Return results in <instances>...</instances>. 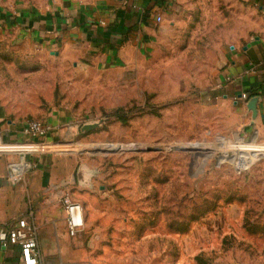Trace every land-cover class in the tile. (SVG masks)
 Instances as JSON below:
<instances>
[{
    "label": "rangeland",
    "instance_id": "374dc122",
    "mask_svg": "<svg viewBox=\"0 0 264 264\" xmlns=\"http://www.w3.org/2000/svg\"><path fill=\"white\" fill-rule=\"evenodd\" d=\"M22 1L0 0V125L53 123L77 158L73 264H264L262 133L219 88V45L169 36L98 66L5 22Z\"/></svg>",
    "mask_w": 264,
    "mask_h": 264
},
{
    "label": "crops",
    "instance_id": "0c3cea01",
    "mask_svg": "<svg viewBox=\"0 0 264 264\" xmlns=\"http://www.w3.org/2000/svg\"><path fill=\"white\" fill-rule=\"evenodd\" d=\"M22 5L5 22L15 18L19 31L38 43L63 52L77 49L78 58L85 55L98 66L134 45L148 50L169 36L196 38L210 60L214 52L208 46L218 44L225 100L252 121L241 94L262 96L253 123L264 143V0H23ZM22 125H0V224L27 217L38 228L43 259L73 264L86 257L68 232L64 205L69 196L85 207L73 191L77 158L65 151L40 153ZM53 136L48 140L54 142ZM243 157L249 159L247 153ZM19 255L18 246L0 244V264H18Z\"/></svg>",
    "mask_w": 264,
    "mask_h": 264
},
{
    "label": "built area",
    "instance_id": "2783aa9c",
    "mask_svg": "<svg viewBox=\"0 0 264 264\" xmlns=\"http://www.w3.org/2000/svg\"><path fill=\"white\" fill-rule=\"evenodd\" d=\"M156 19L161 21V16L158 15ZM256 95L255 91L242 93L241 98L248 102L251 97ZM261 98L262 96H260ZM56 131L57 127L53 123L35 119L27 120L22 125V134L32 143H37L38 151L43 154L54 152L52 149L54 142L48 140V138L53 136ZM64 205L68 232L71 236H76L85 228L84 207L69 196H65ZM0 244L4 247L10 245L19 247L18 264H50L42 257L38 228L27 217H20L8 223L0 224Z\"/></svg>",
    "mask_w": 264,
    "mask_h": 264
},
{
    "label": "water",
    "instance_id": "95a60500",
    "mask_svg": "<svg viewBox=\"0 0 264 264\" xmlns=\"http://www.w3.org/2000/svg\"><path fill=\"white\" fill-rule=\"evenodd\" d=\"M259 101H260V96L256 95V96L251 97L247 102V107L252 112L253 119H255L257 115V111H258L257 106H258ZM95 126L96 125H89L88 129H91Z\"/></svg>",
    "mask_w": 264,
    "mask_h": 264
},
{
    "label": "trees",
    "instance_id": "16d2710c",
    "mask_svg": "<svg viewBox=\"0 0 264 264\" xmlns=\"http://www.w3.org/2000/svg\"><path fill=\"white\" fill-rule=\"evenodd\" d=\"M252 94H254V93H252Z\"/></svg>",
    "mask_w": 264,
    "mask_h": 264
}]
</instances>
